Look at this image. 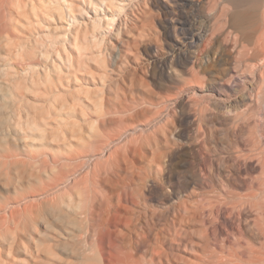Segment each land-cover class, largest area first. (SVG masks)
Returning <instances> with one entry per match:
<instances>
[{
  "label": "rangeland",
  "instance_id": "1",
  "mask_svg": "<svg viewBox=\"0 0 264 264\" xmlns=\"http://www.w3.org/2000/svg\"><path fill=\"white\" fill-rule=\"evenodd\" d=\"M12 1L0 0V85L13 82L14 72L4 71L6 67L29 77L42 74L46 66L59 61L63 42L56 39L67 34L58 21L52 26L44 21L50 36L36 35L29 43L34 53L15 57L1 42L3 36H27L12 26ZM235 1L245 12L258 2ZM75 2L85 6L82 0ZM186 2L150 0L148 11L138 0H125L124 8L104 28L103 34L110 37L108 44L100 46L106 64L98 68L92 63L91 68L97 76L94 87L101 88L102 82L105 86L102 132L123 133L137 126L145 130L128 134L108 150L107 156L138 137L137 152L115 166V176L105 190L97 186L95 192L90 181L92 168L102 160L99 157L74 179L82 181L79 190L84 195L102 204L84 214L63 208L64 217L53 210L37 211L25 223L12 227L15 211L8 204L55 177L43 174L67 152L51 157L47 153L54 152L46 146L30 147L29 140L17 138L9 127L11 110L0 108V144L4 146L0 145V162L16 158L33 165L25 175L0 174V264H104L101 256L91 257L89 249L101 229L112 237L105 245L108 248L129 250L138 239H145L146 245L138 252L141 264H150L153 248L159 252L156 262L167 264L171 241L175 245L173 264H264V214L259 205L264 198V110L258 115L261 87L247 77L236 92L220 88L216 79L227 74L226 65L211 66L202 75V87L195 85L190 72L194 56L214 43L209 42L210 31L201 40L198 37L213 22L205 16L208 8L200 10ZM261 25L258 35L264 46V15ZM37 41L41 42L38 46ZM217 46L227 48V44ZM260 49L264 60V48ZM192 88L199 94H190ZM218 90L226 106L205 97L207 91ZM18 91L21 106L35 101L33 91ZM3 95L0 89V105ZM246 95L253 100L248 106L246 101L239 102L236 112L234 100ZM89 116L98 117L95 113ZM258 116L263 119L261 125ZM130 182V196L124 198L121 188ZM73 186L60 193L72 192Z\"/></svg>",
  "mask_w": 264,
  "mask_h": 264
},
{
  "label": "bare ground",
  "instance_id": "2",
  "mask_svg": "<svg viewBox=\"0 0 264 264\" xmlns=\"http://www.w3.org/2000/svg\"><path fill=\"white\" fill-rule=\"evenodd\" d=\"M123 1L125 0H82V3L85 4L83 7L78 6L75 0H13L11 3L12 26L14 30L27 35L17 34L13 37H2L1 42L10 48L15 57H29L34 53V46H29V43L36 35L39 38L50 36V32L46 30L48 27L44 28L42 25L44 21H49L50 25L48 26H52L55 21H58L60 28L65 29L63 32L68 34L56 39V42L58 40L63 42L58 54L59 61L50 67L46 66L42 74L36 73L29 77L27 73L21 75L19 71L12 67L3 69L4 71L12 70L14 79L12 83L4 80L5 82L0 85V89L4 94L0 108L11 110V115L8 116L7 120L9 127L17 133V138L29 140L30 147L46 146L50 148L54 154H47H50L51 157H55L57 153L67 152L62 161L56 159L52 168L43 174L56 175L55 177L50 181L43 182L40 188L28 191L22 197L8 204L15 211L11 221L12 227L17 228L25 223L37 211L53 210L60 217H64L63 208H69L84 214L91 206L96 207L102 204V201L98 202L95 198L91 199L90 196L84 195L79 190V184L82 181L74 182V179L90 167L94 158L99 157L102 160H99L92 168L90 181L95 192L98 191L96 190L97 186L105 190L112 177L115 176V166L122 159L136 153L138 150V137L133 136L128 144L123 147L118 146L114 152L107 156L108 150L112 149L111 147L119 143L128 134H135L139 129L145 130V128L137 126L128 128L123 133L115 134L102 132V128L106 123V120L101 118L106 110V102L104 101L105 86L100 81L102 87H94L96 86L97 76L91 70L92 63H95L93 66L98 68H102L106 64V58L103 56L100 46L109 42L110 37L107 38L105 36L107 33L103 34V31L106 25L110 26L112 24L115 16H117L115 14L124 8ZM138 1L150 11L147 7L150 0ZM186 1L193 8L197 6L200 10L208 8L205 16H208L209 21L213 22L212 26L205 30L204 34H199L198 37L201 40L206 36V32L210 31L209 42L213 41L214 43L201 55L194 56L196 58L190 72L195 85L202 87V83L205 81L202 75L210 72L209 68L211 66L226 65L227 74L221 79H216V84L220 85V88L236 92L242 84L247 82V77H250L254 84L261 87V92L258 95L260 107L258 115H260L264 110V64L261 65L264 60L260 58V48H264V46H262L263 43L258 33L262 28L264 0H258L256 4L250 7L251 11L249 12L239 10L238 3L235 0ZM88 26L90 29H88ZM117 26H119L118 29H121L122 23L117 24ZM108 34L111 35V32ZM194 38L196 36H193ZM194 40L193 44L195 46L197 42L194 43ZM36 43L37 46L41 44L40 41ZM217 44H227L226 50H220V46L218 47ZM23 70L26 71V69ZM53 73H55V77H53ZM99 75L101 76L100 79L103 80V74L99 73ZM90 83H93V87ZM21 88L35 93V101H26L30 106L18 104L22 97L18 89ZM189 93L194 96L199 94L195 88H192ZM206 93L207 96L205 97L208 100H214L224 105L227 102L220 90L217 93L211 91ZM245 97L234 100L236 107L235 105L233 107H235L236 112L239 102L246 101L244 103L248 106L249 102L253 100L251 96ZM246 104H244L245 108H247ZM91 113H95L98 117H90L89 114ZM260 117L258 116V123L262 124L263 119L261 118V120ZM261 126L264 128L263 125ZM262 136H264L263 133ZM1 139L4 140L5 138ZM32 166L20 159H5L0 162V174L9 175L10 177L25 175L27 168ZM72 183H74V186L71 187L72 192L60 193L61 189ZM131 185L132 182L123 184L121 191L124 198L130 196ZM261 202L259 201V205L264 214V198L261 199ZM89 228L95 230L94 225L90 224ZM96 235V244L89 248L92 252L91 257L101 256L104 264H141L138 252L146 245L145 239H138L131 249L123 250L120 246L111 248L105 246L107 241L112 240V237L108 238L107 230L101 229ZM168 249L169 258L166 261L167 264H173L172 256L175 249L173 241L169 242ZM158 256L159 252L156 248H153L150 264H160L156 262Z\"/></svg>",
  "mask_w": 264,
  "mask_h": 264
}]
</instances>
